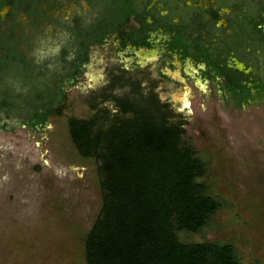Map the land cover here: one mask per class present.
<instances>
[{"label": "rangeland", "instance_id": "rangeland-1", "mask_svg": "<svg viewBox=\"0 0 264 264\" xmlns=\"http://www.w3.org/2000/svg\"><path fill=\"white\" fill-rule=\"evenodd\" d=\"M105 66L89 67L92 78L67 86L62 113L43 128L27 126L19 111L0 113V264H85L84 238L101 193L96 161L78 154L67 120L88 117L98 103L114 109L97 95ZM157 75L151 66L134 71L143 90L159 92L171 119L182 122L183 140L206 166L200 181L220 202L206 226L180 231L179 239L228 243L241 263L264 264V99L239 107L212 86L200 91L189 82L184 100L174 102L166 93L176 86Z\"/></svg>", "mask_w": 264, "mask_h": 264}, {"label": "flooded vegetation", "instance_id": "flooded-vegetation-1", "mask_svg": "<svg viewBox=\"0 0 264 264\" xmlns=\"http://www.w3.org/2000/svg\"><path fill=\"white\" fill-rule=\"evenodd\" d=\"M96 64L106 65L102 100L163 103L134 76L151 66L176 86L163 92L174 102L191 83L239 107L254 103L264 99V0H0V105L25 116L66 100Z\"/></svg>", "mask_w": 264, "mask_h": 264}, {"label": "trees", "instance_id": "trees-1", "mask_svg": "<svg viewBox=\"0 0 264 264\" xmlns=\"http://www.w3.org/2000/svg\"><path fill=\"white\" fill-rule=\"evenodd\" d=\"M64 97L43 101L24 123L43 128L62 113ZM111 102L112 110L98 103L88 117L67 120L78 154L96 161L101 193L84 238L85 264H243L231 244L179 239L180 231H200L220 207L200 181L206 166L183 140L182 122L156 98ZM1 103L0 112L15 107Z\"/></svg>", "mask_w": 264, "mask_h": 264}]
</instances>
